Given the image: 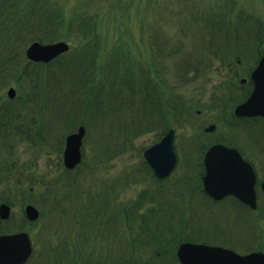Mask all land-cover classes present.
<instances>
[{
    "label": "rangeland",
    "instance_id": "374dc122",
    "mask_svg": "<svg viewBox=\"0 0 264 264\" xmlns=\"http://www.w3.org/2000/svg\"><path fill=\"white\" fill-rule=\"evenodd\" d=\"M49 3L46 9L47 15L54 13L56 5L58 9H61L59 12L64 15L62 29L67 30V23L70 19H74L76 24L79 23L80 20L75 16L91 17L90 22L93 26L91 30L98 33L102 39L100 50L95 54L97 63L94 64V68L109 65L108 61L112 54V66L124 75L127 67L134 66L136 58L138 61H145L155 53L149 47L146 51L145 47L152 34H161L166 41L165 49L171 54L168 66L174 82L184 68L188 71L185 79L192 77L193 80H188L185 86H180L175 90L178 95L183 93L184 100L189 101L187 106L190 108L187 110L188 107H184L185 109L181 110V114L187 110L189 119L181 120L183 117L179 119L176 115L171 119V125L176 129V146L180 148L178 153L181 158L173 173L160 181L153 179L152 172L146 166V168L143 167L145 164L143 153L147 147L161 138L164 127L151 130L136 128L135 107L131 104L135 100V94L130 95L129 91H123V85L121 99L118 92L112 104L108 106L109 111L103 112L102 105L93 101L90 104L82 102L91 90L94 91V83L87 86L85 76L77 75L70 70L65 80L57 82L58 88L51 84L50 89L54 91L46 89L44 99H40L42 96H39L38 100L32 101L31 99L32 102L29 101L28 106L25 104L27 96L33 92L30 81L24 78L22 82H17V77L10 70L2 79L1 72L5 67L0 68V104H5L10 109L16 108L19 111L23 109V112L25 110L24 115L27 119L24 120L30 121V118L34 117L33 128L35 131H43L46 142L51 143L45 144L44 150H41L43 147L40 144L43 141L40 135L31 139L23 136L18 138L11 132L10 127L8 129L10 134L0 137V202L2 198L10 197L13 203V214L2 226L6 227L9 224L11 231L21 227L20 222H25L23 208L28 203L36 205L41 212L37 220L40 224L32 229V232L37 235L35 252L27 264H38L43 260L46 243L49 249H55L67 242L71 244L73 253L69 257L60 259L58 264H83L82 261L87 255H92L94 260L108 256L109 263L107 264H135L139 260L148 261L151 259L149 255L153 250L158 251L170 246V237L183 235L181 230L185 223L190 227L188 231L192 235H201L198 234L201 231L198 228L200 226L205 228L201 238H193V240H198L195 242L229 244L228 240L238 233L241 234L242 231V236L245 237L247 232L246 227L244 228L245 223L244 221L240 223V217L237 214L220 213L222 215L220 222L215 224L214 219L211 218L214 214L213 210L197 208L196 203L193 209L188 206L181 207V202L178 200L182 195L171 193V189L177 184L181 185L179 179L185 178L183 176L186 173L199 170L197 167L196 169L190 168L195 162L189 159L199 160L198 148H195L194 142L188 141L191 136L196 135L201 141L210 144L214 142V139L222 136L227 140L231 139L232 136L229 133L233 132L232 127L242 129L246 125V123L237 121L229 126L224 122L229 119L224 117L225 115L221 116V110L212 105L210 95L213 94L216 83L218 84L222 77L221 69L225 70V67L219 61H213L208 68L206 66L207 54L203 59L204 55L201 52L208 49L211 38L217 39L220 44H223L222 47L227 46L221 35L212 36L211 26L215 21L222 22L225 19L232 21L235 26L237 18L230 17V15L234 12L239 14V9H243L245 14L249 13L264 21V0H49ZM55 15L50 17L54 21H60L61 19ZM253 17L249 20L250 28L254 26ZM43 18L46 17L43 16ZM33 20H36V24H31L35 26L28 30L32 33L22 34L24 37L14 50L23 51L38 39L37 37H42L45 42L52 39L54 40L50 42L68 41L71 44V51L64 54L62 59L52 66L53 69H58L61 63L70 61L80 51L79 49L87 44V38H82V36L86 35L88 29L46 33L48 29H44L39 14H35ZM260 23L262 21L256 24L260 25ZM21 27L23 30L19 31L26 30V27ZM262 29L264 31V26ZM231 31H234L233 26ZM249 31L254 35L253 30L249 29ZM247 36L249 33L244 35V37ZM232 46L234 45H229L222 51L231 50ZM261 47L264 48V44ZM111 49L114 50L111 52ZM243 51L245 54H241L240 63L237 59H233L236 56L235 53L227 54L233 61L232 65L238 69L242 67L241 70L246 67L249 57V52ZM164 53L165 50L160 49V55ZM202 60L204 62H201ZM22 63L24 65L25 61ZM35 68L38 72L48 70L39 66L32 67L31 71ZM73 69L78 71L80 67L75 65ZM102 74L103 70H99L95 81L101 79ZM120 76L123 82L124 77ZM11 86L17 89V95L13 99L7 95ZM107 89L109 93L113 92L114 85L111 81H107ZM83 90L86 91L85 94ZM117 90L118 87L115 88V92ZM100 93L104 95L103 90ZM45 104L48 108L44 111L46 116H43L41 106L44 107ZM79 112H82L83 116L90 114L94 117L90 120L91 124L85 123L87 134L84 142V163L72 175V178H78L79 183H72L70 187L67 182L63 181L61 186L53 185L52 189H46L49 182L59 176V168L63 172V164L59 159V156L62 157L65 146L62 141L71 131L78 129L79 125L75 127V123L71 121L76 120L74 113ZM229 114L227 113V117L230 116ZM234 122L235 120L232 124ZM210 123H216L217 127L214 131L207 132L205 128ZM4 129L7 130V126ZM0 131L3 132L2 127ZM238 136L240 138L237 142H242L246 151L245 156L249 157V152H252L250 156L259 170V176L264 177V155H257L254 153L255 150L244 142L249 140L245 134L241 133ZM36 143L40 146H33ZM61 144H63L62 152H59V149L55 147H60ZM249 144L252 143L249 142ZM13 163H15L13 172L7 173L6 167H10ZM19 174L21 179L18 182ZM127 177L131 179L127 181ZM117 180H121L120 187L117 185ZM194 184L195 182H192V185ZM155 187L156 189L159 187L165 194L158 197L152 204L149 200L142 199L141 208H129L132 203L136 202L135 200L140 199L141 192L147 189L154 190ZM54 190L57 191V195ZM154 195H158L155 190ZM43 196H45V201ZM56 197L57 199L52 204L48 203ZM203 200L206 201L205 198ZM260 200L264 205V197ZM43 201L47 208L54 209L44 210ZM194 201L200 202L199 198H195ZM171 204L177 209L172 210ZM151 207L155 210L149 211ZM126 208L135 210L133 216L136 220L131 224V228L124 218ZM117 211L121 214L117 215L112 222H106L102 218L97 219L93 216L78 219L82 212L85 216L94 212L111 216ZM249 212L253 211L249 210ZM145 215L147 217L144 219ZM258 216H260L258 213L249 214L251 217L249 221L256 228L253 236L250 234L252 229L249 230V250L257 248L258 243L262 241L258 235L261 232L264 233V218L261 221ZM104 224H108L107 227ZM140 226L144 229L142 230ZM215 229H218V232ZM40 232L46 234L47 238L44 239ZM138 233L139 236H137ZM137 240H142L143 243L135 247ZM234 245L242 252L246 251L245 242L234 243ZM80 247L84 249L87 247L83 256L79 252ZM89 248L90 250L87 251ZM169 254L171 251L165 257H154L152 261L168 264L164 258L168 259ZM38 255L42 260H38ZM50 262L55 263V261ZM44 263L49 264L48 258Z\"/></svg>",
    "mask_w": 264,
    "mask_h": 264
},
{
    "label": "water",
    "instance_id": "95a60500",
    "mask_svg": "<svg viewBox=\"0 0 264 264\" xmlns=\"http://www.w3.org/2000/svg\"><path fill=\"white\" fill-rule=\"evenodd\" d=\"M69 45L59 42L51 45L34 43L28 49V55L36 60H50ZM255 89L251 97L237 107L236 112L241 115L264 114V56L259 67L253 73ZM14 95V89L10 90ZM85 129L68 137L65 152V162L68 167H75L82 158L81 145ZM151 166L160 177L171 173L177 162L174 150V131L171 130L162 141L145 152ZM207 175L205 185L208 192L215 197L228 193H235L247 202L256 206L254 185L256 175L252 166L244 160L238 150L224 145H214L206 154ZM31 218L38 217V211L28 206ZM9 207L3 205L1 214L8 216ZM32 247L26 233L0 237V264H15L24 262L31 254ZM179 258L185 264H264V253L239 255L234 251L222 247L185 243L179 248Z\"/></svg>",
    "mask_w": 264,
    "mask_h": 264
},
{
    "label": "trees",
    "instance_id": "16d2710c",
    "mask_svg": "<svg viewBox=\"0 0 264 264\" xmlns=\"http://www.w3.org/2000/svg\"><path fill=\"white\" fill-rule=\"evenodd\" d=\"M5 1H8V3L7 4L1 3L0 6L3 7L5 10H12L15 14H19L21 11H24L26 13L34 12L35 5L37 4V0H25V3H24L25 8L22 10L21 5H19V3L22 0H5ZM246 20L239 21L236 29L241 30L242 27L246 26L247 25ZM59 23L62 24V23H64V21L55 22L53 19L48 18L45 20V22L43 24H46L47 26H49L53 29H56V28H60ZM2 27L3 26L0 25V28H2ZM18 58H19V54L14 53L12 56H10L8 64L9 63L17 64ZM159 254L162 255V254H165V252L163 250H160Z\"/></svg>",
    "mask_w": 264,
    "mask_h": 264
},
{
    "label": "flooded vegetation",
    "instance_id": "af4514ba",
    "mask_svg": "<svg viewBox=\"0 0 264 264\" xmlns=\"http://www.w3.org/2000/svg\"><path fill=\"white\" fill-rule=\"evenodd\" d=\"M250 75H251V72H249V77H250Z\"/></svg>",
    "mask_w": 264,
    "mask_h": 264
}]
</instances>
